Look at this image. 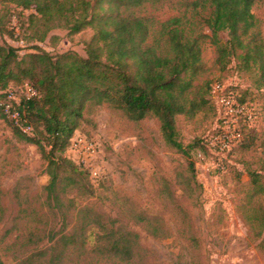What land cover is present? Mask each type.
<instances>
[{"label": "rangeland", "instance_id": "obj_1", "mask_svg": "<svg viewBox=\"0 0 264 264\" xmlns=\"http://www.w3.org/2000/svg\"><path fill=\"white\" fill-rule=\"evenodd\" d=\"M187 1L193 0L148 4L137 13L163 22L182 14ZM104 8L98 9L100 16L108 5ZM253 12L264 38V0H257ZM93 33L90 28L75 35L55 29L44 42L7 41L20 54L39 45L53 55L73 50L86 56L85 43ZM221 39L228 40V34L221 33ZM214 63L215 47L207 40L203 73L195 85L214 79L238 84L257 113L254 130L263 136L244 150L218 157L206 145L197 148L199 140L204 143L213 133L216 109L203 105L194 117L176 116L179 141L194 146L190 157L196 163L195 178L189 170L190 158L165 142L158 119L131 122L106 104L87 105L80 128L101 150L99 178L91 188L83 176L62 171L49 197L50 177L38 148L19 139L9 122L0 119L2 264H46L51 255L61 252L63 235L80 232L78 210L83 206L115 220V227L138 234V257L129 263L98 254L94 251L97 230L88 227L84 251L67 247L59 264H264V234L257 236L259 220H264V178L256 177L253 184V173L264 169V97L251 88V74H237L236 62L223 71ZM84 185L87 193L82 195L77 187ZM141 217L151 223L140 221ZM33 254L38 256L29 259Z\"/></svg>", "mask_w": 264, "mask_h": 264}, {"label": "trees", "instance_id": "obj_2", "mask_svg": "<svg viewBox=\"0 0 264 264\" xmlns=\"http://www.w3.org/2000/svg\"><path fill=\"white\" fill-rule=\"evenodd\" d=\"M164 1L0 0V119L9 122L19 139L38 148L50 177L49 197L55 193L62 171L83 176L91 188L96 185L84 168L66 156L71 138L81 131L87 105L106 104L131 122L150 116L158 119L165 142L190 158L189 170L195 178L196 163L190 157L194 146L185 147L179 141L175 117H194L203 105L216 109L212 87L226 81L204 80L195 85L203 73V45L207 40L215 47L214 64L223 71L236 62L237 74H251V88L264 97V38L253 12L257 0L187 1L182 14L163 22L137 13L145 5ZM105 4L108 10L100 16L98 9L104 10ZM14 21L18 33L12 29ZM88 28L94 33L85 43L86 56L73 50L53 55L39 45L20 54V49L7 41L40 43L55 29L75 35ZM221 33H227L228 40L224 42ZM25 84L39 92L37 97L24 100L21 107L34 129L32 136L21 132L4 113L7 90ZM233 89L242 104L254 108L239 86ZM254 113L256 125L255 109ZM254 128L245 126V138L232 152L254 145L263 136ZM202 143L199 140L198 149H203ZM253 175L256 185V177L264 178V169ZM85 186L77 187L82 195L87 193ZM78 216L82 220L80 232L63 235L61 252L51 255L46 264H59L67 247L84 251L88 227L97 230L94 251L98 254L129 263L137 259L138 234L115 227V220L106 219L89 206L81 207ZM140 221L151 223L146 217ZM259 228L258 237L264 234V220H259ZM152 235L157 236L155 232Z\"/></svg>", "mask_w": 264, "mask_h": 264}, {"label": "built area", "instance_id": "obj_3", "mask_svg": "<svg viewBox=\"0 0 264 264\" xmlns=\"http://www.w3.org/2000/svg\"><path fill=\"white\" fill-rule=\"evenodd\" d=\"M12 29L18 33L19 27L14 21ZM238 84L216 83L211 90L212 100L217 111V122L213 133L204 140V144L212 154L225 157L232 152L245 138V126L252 128L256 123L253 107L242 104L239 94L233 87ZM39 92L25 84L21 87L7 90V99L4 102V113L14 125L24 134L32 136L33 127L29 124L22 110L24 100L35 98ZM101 152L99 146L84 135L76 131L70 140L66 156L74 163L84 168L90 175L93 183L98 177V157Z\"/></svg>", "mask_w": 264, "mask_h": 264}]
</instances>
